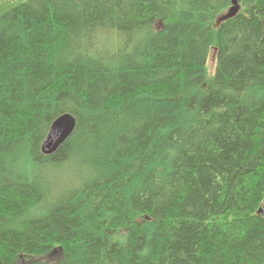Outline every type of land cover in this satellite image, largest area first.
<instances>
[{"label": "trees", "instance_id": "1", "mask_svg": "<svg viewBox=\"0 0 264 264\" xmlns=\"http://www.w3.org/2000/svg\"><path fill=\"white\" fill-rule=\"evenodd\" d=\"M236 4L0 0V264H264V0Z\"/></svg>", "mask_w": 264, "mask_h": 264}, {"label": "water", "instance_id": "2", "mask_svg": "<svg viewBox=\"0 0 264 264\" xmlns=\"http://www.w3.org/2000/svg\"><path fill=\"white\" fill-rule=\"evenodd\" d=\"M232 4L233 5L227 10H225L223 14H219L216 17L218 23L236 14V12L238 11V5L236 4V0H232ZM73 124V118L68 115H63L57 118L51 124L48 135L43 141L42 147L49 149V147H51L52 145H56L59 141L63 140L72 129Z\"/></svg>", "mask_w": 264, "mask_h": 264}, {"label": "rangeland", "instance_id": "3", "mask_svg": "<svg viewBox=\"0 0 264 264\" xmlns=\"http://www.w3.org/2000/svg\"><path fill=\"white\" fill-rule=\"evenodd\" d=\"M223 14V13H221ZM218 22L215 18V22H214V25H216ZM213 65H214V50L211 48L210 49V52H209V55H208V58H207V67H208V72L209 74L212 73L213 71ZM54 143V142H53ZM58 256L57 253H52V254H49L47 257H34V256H31V257H28L27 259H23L19 262V264H25L26 262H30V261H34L36 259H38L39 261L43 262V264H47L49 262H52L54 259H56ZM25 261V262H24Z\"/></svg>", "mask_w": 264, "mask_h": 264}]
</instances>
